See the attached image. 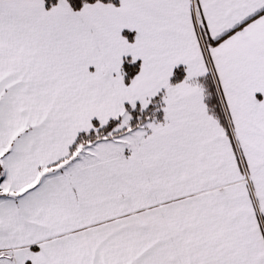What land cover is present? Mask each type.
<instances>
[{
  "label": "snow or ice",
  "instance_id": "1",
  "mask_svg": "<svg viewBox=\"0 0 264 264\" xmlns=\"http://www.w3.org/2000/svg\"><path fill=\"white\" fill-rule=\"evenodd\" d=\"M0 264H264V0H0Z\"/></svg>",
  "mask_w": 264,
  "mask_h": 264
}]
</instances>
